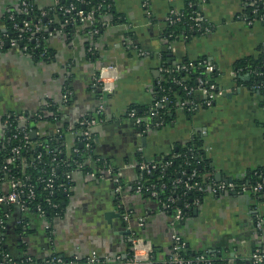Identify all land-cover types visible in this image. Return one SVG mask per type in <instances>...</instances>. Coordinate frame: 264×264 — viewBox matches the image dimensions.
<instances>
[{
    "label": "crops",
    "instance_id": "crops-1",
    "mask_svg": "<svg viewBox=\"0 0 264 264\" xmlns=\"http://www.w3.org/2000/svg\"><path fill=\"white\" fill-rule=\"evenodd\" d=\"M65 1L33 0V5L46 14ZM20 2L0 0L1 33L7 32L5 13ZM185 2L112 0L119 20L109 22L96 37L79 25L67 33L55 16L45 42L46 58L36 59L19 46L0 50V119L52 104L55 116L40 120L31 132H36L34 138H46L64 130L70 154L78 120L96 118L100 112L101 121L91 132L95 154L107 166L99 172L71 173L62 215L50 223L39 220L22 238L36 257L56 253L64 259H84L96 252L126 259L131 238L138 235L151 243L161 261L172 248L174 232L191 252H204L217 259L216 264H251L253 250H264V194L208 193L190 216L176 223L157 201L136 189L141 184L137 154L143 160L141 169L196 136L203 141L215 180L216 174L221 181L243 179L264 164V95L240 83L235 71L239 60L264 49V22L246 16V0H195L204 31L169 40L164 36L166 17L180 11ZM91 49L94 57L88 55ZM138 49L148 54L140 55ZM163 52L173 66L199 58L212 61L223 93L210 106L191 112L176 102L166 122L158 120L157 112L146 115L147 121L155 120L153 125L138 130L127 112L133 107L154 108ZM100 68L116 75L112 93L103 92L95 78ZM194 95L201 100L200 92ZM7 212L8 222L16 224L20 211L11 207ZM257 220L263 222L261 230L255 227ZM17 240H11V246Z\"/></svg>",
    "mask_w": 264,
    "mask_h": 264
},
{
    "label": "trees",
    "instance_id": "trees-1",
    "mask_svg": "<svg viewBox=\"0 0 264 264\" xmlns=\"http://www.w3.org/2000/svg\"><path fill=\"white\" fill-rule=\"evenodd\" d=\"M27 3V12L22 10V6L19 5L5 13L4 18L7 25V32H0V39L3 40V48L8 44L12 38H18L19 32L13 28V24L17 22L20 24L22 20H27L32 25L39 24L40 31L35 34V40L27 39L26 36L31 35L29 32L23 33V38L19 40L18 46L27 47V52L34 58H46L48 56V49L46 48V39L48 32L54 29L55 24L52 25L54 17L60 18L61 22L65 25L66 32L72 33L76 26H82L84 32L88 33L93 27H98V33L104 29L101 25L103 22L118 21V14L114 11L112 0H83V2H77L75 0H66L61 7H67L70 3H74L75 10L93 11L94 24L90 26L87 23L69 22V18L74 15V11L71 10L68 13H64L62 9L46 10V14H42L41 10L37 9L33 5V0H24ZM258 12L253 13L250 6H246V16L250 19H259V15L264 11V7L258 4ZM180 19L173 24L166 22V29L164 36L171 40L176 36L182 35L191 37L202 31H204V25L201 22L200 27L196 25L194 17L199 15L198 6L195 0H186L184 7L179 11ZM51 21V22H50ZM66 23V24H65ZM92 35V34H91ZM93 50L88 51L90 57H94ZM50 54V52H49ZM163 60L165 61V67L169 69V72H165L161 75V80L157 85L156 101L159 102L161 97L166 95L168 100L162 103V106L154 105V110L157 112L158 120L166 122L168 120L169 110L177 106L178 100L194 99L199 101L194 95H186L182 85L176 84L175 80L183 81L182 83L190 86H196V79L201 78L206 83H215L218 71L214 69L210 72L205 71V64H213L212 61L207 58H199L194 61L185 60L180 64L188 66V70H177L176 66H173L168 61L167 53H162ZM235 71L237 72V79L248 89L257 92L260 95H264V49L259 48L256 56H250L239 60L235 64ZM218 86V85H217ZM253 86H259V88H253ZM178 98V100H177ZM135 111V115L142 119L140 125H135L138 130L146 129V117L150 111L148 108H142L141 110L136 107L130 108ZM173 110V109H172ZM185 111V110H183ZM56 108L51 104L47 108H44L38 112L29 113H17L8 114L0 119V124H3L7 120V126L4 128L3 136L0 139V194L6 193L10 190L8 180L11 178H18L20 184L25 175L30 176V183L34 185L35 198L28 200L26 197V206L21 211L16 224H10L6 214L8 212L0 207V219L3 220V226H0V250L9 253L13 261L19 262L25 258H30L31 262L42 264L49 261L53 256L55 259H61L68 262L72 258H60L56 253H50L43 258L36 257L29 252L28 247L22 241V238L29 234L30 227L37 225L39 220L50 223L51 220L56 217V214L62 215L63 205L62 198L64 195V187L69 184L66 175L73 170L80 171H94L99 172L106 168L107 164L102 158H98L95 154L94 145L90 149H85L78 141L74 142V146L77 147V154L71 152L66 153L65 147V131L59 130L55 134L43 138L36 137L31 138L30 132L35 128L37 122L42 119H52L56 114ZM127 112V113H128ZM186 112V111H185ZM40 115L38 117L37 115ZM147 115V116H146ZM150 121H155L152 118ZM78 126L75 125L73 130L77 131ZM27 132L28 141L30 144L25 143L23 132ZM20 146V154L17 159L10 161L11 150L13 147ZM91 162H88V158ZM137 170L139 172L141 184L144 186V190L141 193L145 196L151 197L157 201L158 204L169 214L172 215L176 208L181 209L184 218L190 216L196 205L200 203L205 195L208 194V186L211 182H216L211 170L209 159L206 157L203 141L199 137H193L184 145L179 146L168 155L161 157L148 164H156L155 168H149V171L140 169L142 158L139 154L136 156ZM77 162H82L81 168L77 167ZM145 163V162H144ZM5 167V169H4ZM53 172L54 177V190L49 193V190L45 188V182L40 179H46L47 176ZM193 174V175H192ZM264 177V164L252 171H249L245 178L234 181L237 184H252L257 180ZM24 183V182H23ZM154 185V191L157 192V196H152L145 187ZM163 185V186H161ZM26 184H21V188L26 191ZM190 186L191 188H188ZM200 187L201 189H199ZM262 194V193H261ZM260 194V195H261ZM23 195H26L25 193ZM169 198H173L172 202ZM57 204V208H53L52 204ZM11 208V206H10ZM13 208V207H12ZM40 208L42 211H38ZM10 226L12 230L10 233ZM17 240L13 246H11V240ZM172 255L171 249L166 257L161 260L167 261ZM199 255H207L204 252H191L187 246L184 245L180 251V256L184 259H192ZM153 260L155 264H158L157 254L153 249ZM217 260V259H216ZM163 264H174L165 262Z\"/></svg>",
    "mask_w": 264,
    "mask_h": 264
},
{
    "label": "built area",
    "instance_id": "built-area-1",
    "mask_svg": "<svg viewBox=\"0 0 264 264\" xmlns=\"http://www.w3.org/2000/svg\"><path fill=\"white\" fill-rule=\"evenodd\" d=\"M77 2H83V0H75ZM22 6V10L24 12H27V3L24 0H21L20 2ZM247 6H250L252 8L253 13L258 12V4L260 6L264 7V0H246ZM74 3H70L67 7H61L60 9L63 10L64 13H68L71 10L74 11V15L71 16L68 20L69 22H79V23H87L90 26L94 24V18H93V11H83V10H75ZM180 19V14L178 12L171 11L168 16L166 17L167 22L170 24H173L175 21H178ZM196 21V25L200 27V23L203 21V18L199 15L194 17ZM259 20L264 22V11L260 13ZM103 27H106L109 25V22H103L101 23ZM13 28L19 32L18 38H12L8 42V46H18V41L23 38L24 32H30L31 35L26 36L27 39H33L35 40V34H37L40 31V25L34 24L32 25L27 20H22L20 24L15 22L13 24ZM98 27H93L89 30L88 33L94 35L98 33ZM3 49V40L0 39V50ZM21 49L25 52H27V47L23 46ZM138 53L140 55H147L148 52L138 49ZM161 58V57H160ZM177 70H188V66L183 64L176 65ZM205 71L210 72L214 69V65L207 63L204 67ZM160 72L165 73L169 72V69L165 67L164 61L161 62V65L159 67ZM97 82L99 83L101 90L107 94L112 93L114 90V80L116 78V75L111 74L109 69L107 68H100L95 76ZM183 81L175 80L176 84L182 85L183 90L186 92V95H192L194 92H200L202 97L201 100L196 101L194 99H186V100H178L177 104L178 107L187 111L191 112L196 110L199 106H210L214 100L220 96L223 91L215 84V83H206L203 79L197 78L196 79V86H190L182 83ZM253 88H259V86H253ZM168 100V97L166 95L162 96L159 102H165ZM157 102L155 105L162 106V103ZM156 110L154 108L150 109L149 117H152V115L155 113ZM100 113V112H99ZM97 114L96 118H90V117H81L77 122V141L81 146H84L85 149H90L92 144H94L93 135L91 132V127L96 124V122H100L101 119L99 117L100 114ZM40 117V115H37ZM127 116L132 119L133 123L135 125H140L142 122V119L135 115L134 110H130L127 113ZM152 124L151 121H146L145 126L148 127ZM153 125V124H152ZM7 126V120L3 122V124H0V134L4 133V128ZM25 143L30 144L28 141V135L27 132L22 131ZM73 153L77 154L78 149L76 146L72 147L71 150ZM11 157H9L10 161H14L18 158L20 154V146L13 147L11 150ZM83 166L82 162H77V167L81 168ZM156 164H143L141 166V169L149 171V168H155ZM5 169V167H4ZM74 171V170H73ZM73 171H70L66 178L68 180L71 177V173ZM193 175V174H192ZM54 173L50 172V174L47 176L46 179H40V181L45 182V188L49 190V193H52L54 190ZM21 184H26L25 188L22 189L20 186V181L18 178H11L8 180V185L10 190L6 193L0 194V205L6 204L8 205V210L11 207L17 206L19 208V211H23V209L26 206V199L33 200L35 198V190L34 185L30 183V176L25 175L24 179L21 180ZM24 182V183H23ZM69 182V181H68ZM163 186V185H161ZM188 188H191L190 186H187ZM201 189L200 187H198ZM136 189L138 191L144 190V186L142 184H137ZM145 190H147L152 196H157V192L154 191V185H151L149 187H145ZM26 195H23V194ZM208 193L213 196H217L219 194L223 193H233V194H251V195H260L261 193L264 194V177H261L260 180L255 181L252 184H237L234 181H216L211 182L208 186ZM172 202L174 201L173 198H169ZM53 208H57V204H52ZM6 210V211H8ZM38 211H41L40 208H37ZM42 212V211H41ZM58 216V214H56ZM173 221L176 223L181 222L184 219V215L181 211V209L176 208L174 213L172 214ZM6 217H8V214H6ZM123 218L126 220L128 219V214H124ZM0 226H3V220L0 219ZM256 229L261 230L263 227V222L261 220L256 221L255 225ZM172 240V248L171 252L172 255L168 258L167 261H158V264H163L165 262L168 263H174V264H216V259L207 257L205 255H199L192 259H184L180 256V251L184 247V241L182 240L181 236L174 232L171 235ZM2 242V238H0V243ZM249 260L251 264H264V250L262 248H255L253 252L250 254ZM0 264H39L36 262H31L30 258H25L24 260H20L19 262L13 261L12 257L9 256V253L3 252L0 250ZM42 264H155V261L153 260V249L152 245L149 241L144 240L141 236H133L131 238V248H130V254L127 256L126 259H122L120 256H108V255H100L96 252H92L90 255H88L84 259H78L76 257H72L71 260L68 262L62 261L61 259H55L53 256L49 261H46ZM229 264H233L231 261Z\"/></svg>",
    "mask_w": 264,
    "mask_h": 264
},
{
    "label": "water",
    "instance_id": "water-1",
    "mask_svg": "<svg viewBox=\"0 0 264 264\" xmlns=\"http://www.w3.org/2000/svg\"><path fill=\"white\" fill-rule=\"evenodd\" d=\"M7 45H8V44H7ZM7 45H6V46H7ZM30 136H31L32 138H34V137L36 136V132H35V131L30 132ZM80 145H81V144H80ZM215 177H216V181H221V180H222L220 174H216ZM0 207H2L4 210H8V208H9L8 205H6V204H1ZM14 208L19 210V208H18L17 206H14ZM110 215H112V214H110ZM218 264H220V263H218ZM248 264H250V263H248Z\"/></svg>",
    "mask_w": 264,
    "mask_h": 264
}]
</instances>
